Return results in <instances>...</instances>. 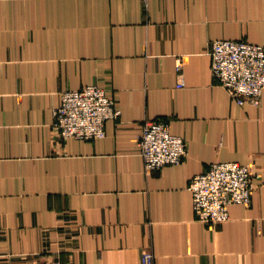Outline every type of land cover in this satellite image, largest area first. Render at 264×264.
<instances>
[{
    "label": "crops",
    "instance_id": "crops-1",
    "mask_svg": "<svg viewBox=\"0 0 264 264\" xmlns=\"http://www.w3.org/2000/svg\"><path fill=\"white\" fill-rule=\"evenodd\" d=\"M213 40L264 47V0H0V264H264V90L236 104ZM181 71H176V60ZM96 85L120 111L105 137L61 139L64 91ZM166 121L187 152L145 175L137 138ZM257 175L248 206L195 220L191 179Z\"/></svg>",
    "mask_w": 264,
    "mask_h": 264
},
{
    "label": "built area",
    "instance_id": "built-area-1",
    "mask_svg": "<svg viewBox=\"0 0 264 264\" xmlns=\"http://www.w3.org/2000/svg\"><path fill=\"white\" fill-rule=\"evenodd\" d=\"M212 79L223 87L238 105L259 106L264 90V47L248 41L213 40L208 45ZM181 71V60H176ZM119 109L105 90L85 86L64 91L53 111V127L59 138L92 141L105 137L104 124L117 119ZM138 154L145 175L168 165H178L187 152L186 141L170 131L166 121L146 120L137 138ZM257 178L248 165L234 162L212 164L194 176L188 186L195 220L216 226L229 219L231 205L248 206ZM141 264H153L150 250L141 251ZM53 264H61L55 262Z\"/></svg>",
    "mask_w": 264,
    "mask_h": 264
}]
</instances>
